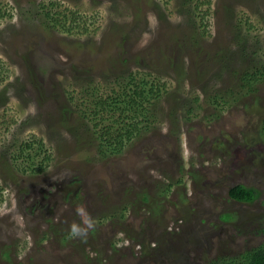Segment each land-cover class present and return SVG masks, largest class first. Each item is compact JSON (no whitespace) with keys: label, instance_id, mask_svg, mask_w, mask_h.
Wrapping results in <instances>:
<instances>
[{"label":"rangeland","instance_id":"374dc122","mask_svg":"<svg viewBox=\"0 0 264 264\" xmlns=\"http://www.w3.org/2000/svg\"><path fill=\"white\" fill-rule=\"evenodd\" d=\"M263 66L264 0H0V264H214L263 245ZM137 81L156 93L146 121L107 149L117 112L96 122L94 101ZM78 206L93 225L70 237Z\"/></svg>","mask_w":264,"mask_h":264},{"label":"trees","instance_id":"16d2710c","mask_svg":"<svg viewBox=\"0 0 264 264\" xmlns=\"http://www.w3.org/2000/svg\"><path fill=\"white\" fill-rule=\"evenodd\" d=\"M262 72L261 74L264 76V66L262 67ZM246 75L251 79L257 77L256 72L247 73ZM130 85L131 87L124 85L127 92L121 95V99L110 100L108 97V101L101 102L100 99L94 101L97 111H93L92 118L96 122H102L104 120L101 108L108 111L111 115L110 117L113 116L112 112H117V116L109 120L110 123L103 126L102 131L99 133V137L107 149H110L108 147H112V145H121L123 141L131 140L141 132L140 123L146 121L142 103L143 101L146 103L151 96L156 94L153 85L146 86L143 84V81H137L138 90L135 89L136 85L133 82ZM260 132L264 133V118L261 121ZM36 144V147L39 148L38 143ZM29 148L30 146L28 144H19L14 151L16 152L14 156L28 157ZM227 195L235 201L250 202L255 198L256 191L251 187L233 185L228 188ZM243 252L238 256L223 257L215 260L214 264H264V244Z\"/></svg>","mask_w":264,"mask_h":264},{"label":"clouds","instance_id":"9594fccd","mask_svg":"<svg viewBox=\"0 0 264 264\" xmlns=\"http://www.w3.org/2000/svg\"><path fill=\"white\" fill-rule=\"evenodd\" d=\"M76 212L81 217L83 227L79 224H72L69 235L70 237H84L87 229L92 227L93 221L84 207L78 206Z\"/></svg>","mask_w":264,"mask_h":264}]
</instances>
